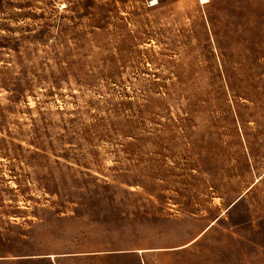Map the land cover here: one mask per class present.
Returning <instances> with one entry per match:
<instances>
[{
  "label": "rangeland",
  "instance_id": "1",
  "mask_svg": "<svg viewBox=\"0 0 264 264\" xmlns=\"http://www.w3.org/2000/svg\"><path fill=\"white\" fill-rule=\"evenodd\" d=\"M152 1L0 0V264H264V0Z\"/></svg>",
  "mask_w": 264,
  "mask_h": 264
},
{
  "label": "water",
  "instance_id": "2",
  "mask_svg": "<svg viewBox=\"0 0 264 264\" xmlns=\"http://www.w3.org/2000/svg\"><path fill=\"white\" fill-rule=\"evenodd\" d=\"M238 199H239V198H238ZM238 199H237L236 201H238ZM236 201H234V202L231 204V206H232ZM217 219H218V218H217ZM217 219H216V220H217ZM216 220H215V221H216ZM215 221H213L208 227H206V229L209 228V227H210ZM206 229H205V230H206ZM205 230H204V231H205ZM49 256H51V255H49Z\"/></svg>",
  "mask_w": 264,
  "mask_h": 264
},
{
  "label": "bare ground",
  "instance_id": "3",
  "mask_svg": "<svg viewBox=\"0 0 264 264\" xmlns=\"http://www.w3.org/2000/svg\"><path fill=\"white\" fill-rule=\"evenodd\" d=\"M204 1H206V0H204ZM157 2H158V0H153L152 1L153 4H156Z\"/></svg>",
  "mask_w": 264,
  "mask_h": 264
}]
</instances>
